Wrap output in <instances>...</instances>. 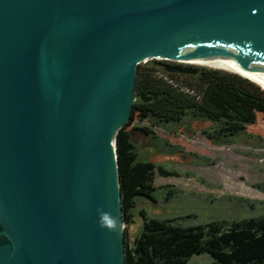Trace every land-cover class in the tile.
<instances>
[{
    "label": "water",
    "instance_id": "1",
    "mask_svg": "<svg viewBox=\"0 0 264 264\" xmlns=\"http://www.w3.org/2000/svg\"><path fill=\"white\" fill-rule=\"evenodd\" d=\"M157 55L264 75V0H0V264H124L115 137Z\"/></svg>",
    "mask_w": 264,
    "mask_h": 264
},
{
    "label": "trees",
    "instance_id": "2",
    "mask_svg": "<svg viewBox=\"0 0 264 264\" xmlns=\"http://www.w3.org/2000/svg\"><path fill=\"white\" fill-rule=\"evenodd\" d=\"M178 68L181 66L154 61L136 70L130 118L115 137L125 226L124 264H185L201 253L211 256L210 264H264V212L244 219L182 224L176 219L150 217L138 208L140 200H154L158 191L153 184L155 173L160 177H177L179 173L139 158L127 129L136 114L158 127L186 119L208 121L212 127L203 134L217 143L237 134L235 128L245 124L249 114H264V90L255 83L225 70L197 68V74L192 75L176 71ZM142 96L151 100L144 102ZM173 194V189L166 190V199ZM136 213L141 223L129 240L127 228L134 224Z\"/></svg>",
    "mask_w": 264,
    "mask_h": 264
},
{
    "label": "rangeland",
    "instance_id": "3",
    "mask_svg": "<svg viewBox=\"0 0 264 264\" xmlns=\"http://www.w3.org/2000/svg\"><path fill=\"white\" fill-rule=\"evenodd\" d=\"M150 62L154 60L142 61L136 70ZM156 62L186 66L169 60ZM249 117L245 124L235 128L237 134L217 143L203 134L212 127L208 121L186 119L179 124L158 127L136 114L127 129L131 131L139 158L179 173L177 177H160L155 173L153 184L158 191L154 200H140L138 208L150 217L176 219L182 224L244 219L263 213L264 184L255 185L264 183V114L255 111ZM169 189L175 194L166 199ZM140 223L136 213L134 224L127 228L129 240ZM211 261L209 254L201 253L193 255L185 264H210Z\"/></svg>",
    "mask_w": 264,
    "mask_h": 264
},
{
    "label": "bare ground",
    "instance_id": "4",
    "mask_svg": "<svg viewBox=\"0 0 264 264\" xmlns=\"http://www.w3.org/2000/svg\"><path fill=\"white\" fill-rule=\"evenodd\" d=\"M155 59L157 60H169L173 62H178L182 64H189L193 66H205L206 67H214V68H219L222 70H226L229 72L236 73L242 77H245L252 81L253 83L257 84L261 89L264 90V75L261 73L254 71L249 68H244L240 66H234V65H219V64H212V63H199V62H194V61H188V60H183L167 55H157L155 56Z\"/></svg>",
    "mask_w": 264,
    "mask_h": 264
},
{
    "label": "clouds",
    "instance_id": "5",
    "mask_svg": "<svg viewBox=\"0 0 264 264\" xmlns=\"http://www.w3.org/2000/svg\"><path fill=\"white\" fill-rule=\"evenodd\" d=\"M105 220H107V217L105 216ZM109 227H114V222L111 220L107 221Z\"/></svg>",
    "mask_w": 264,
    "mask_h": 264
},
{
    "label": "flooded vegetation",
    "instance_id": "6",
    "mask_svg": "<svg viewBox=\"0 0 264 264\" xmlns=\"http://www.w3.org/2000/svg\"><path fill=\"white\" fill-rule=\"evenodd\" d=\"M178 66V65H177ZM180 66V65H179Z\"/></svg>",
    "mask_w": 264,
    "mask_h": 264
}]
</instances>
